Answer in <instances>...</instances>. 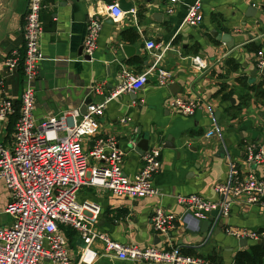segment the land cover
<instances>
[{
  "label": "crops",
  "instance_id": "obj_1",
  "mask_svg": "<svg viewBox=\"0 0 264 264\" xmlns=\"http://www.w3.org/2000/svg\"><path fill=\"white\" fill-rule=\"evenodd\" d=\"M114 1L44 0L40 13L44 59L33 82L34 117L38 121L66 109L80 108L85 100L103 102L118 85L119 63L135 72L151 66L152 59L144 44L147 39L153 40L162 51L159 65L170 72L169 85H176L177 93L172 94L169 85L158 86L155 77L149 76L136 93H121L108 101L98 121L100 134L116 136L124 153L123 171L129 179L142 163V154L135 150L136 144L131 140L136 130L139 128L151 136L150 146L161 145V165L152 179L156 193L151 197L130 198L84 185L77 200L98 205L96 226L113 240L158 248L165 246L164 240L152 229L150 218L153 209L162 206L179 217L172 237L180 251L207 259L216 255L221 264H233L236 252L248 245L239 246L237 239L223 232V227L264 231V208L235 202L228 218H214L210 232L191 234L180 220L186 209L175 197L198 194L208 200H219L215 185L233 182L230 164L243 170L246 145L264 144V96L255 94V89H260L259 83L264 89V68H257L256 52L251 50L254 43L262 44L264 51V0H202L203 18L198 26L184 23L187 7L194 0H178L171 14L166 12L167 0H129L136 10L135 16L126 12L117 21L108 16L107 5ZM27 2L0 0V79L4 81L6 95L17 105L23 88L21 64L8 69L4 59L11 51L23 52L22 25ZM88 14L101 20L91 59L84 58L82 49ZM211 29L229 34L233 46L212 37ZM121 44L135 47L131 57L124 55ZM93 86L99 87V91L91 90ZM177 94L201 99L193 116L170 109L169 98ZM135 95V100L130 99ZM123 117L129 120L122 123ZM15 121L16 115L0 121V140L8 147ZM211 129L215 133L207 137ZM254 169L264 176V163ZM7 200V189L0 179V224L11 221L3 211ZM66 234L76 262L85 244L75 231L66 229ZM91 248L97 252L92 264H134L102 255L100 242H94ZM41 264L51 263L44 260Z\"/></svg>",
  "mask_w": 264,
  "mask_h": 264
},
{
  "label": "built area",
  "instance_id": "obj_2",
  "mask_svg": "<svg viewBox=\"0 0 264 264\" xmlns=\"http://www.w3.org/2000/svg\"><path fill=\"white\" fill-rule=\"evenodd\" d=\"M177 2L167 0L166 12L171 14ZM44 5V0H28L22 25L23 52L11 51L4 59L8 69L21 64L24 77L18 105L6 95L4 81L0 79V121L16 115L10 147L0 140V179L8 193L3 211L11 220L8 224H0V264H41L44 260L51 264H92L97 256L91 248L94 242L101 243L102 255L134 264H212L206 257L185 254L178 249L172 232L179 217L162 206H156L150 218L152 229L164 240L165 246L158 248L113 240L96 226L100 214L98 205L77 200V193L84 185L130 198L151 197L156 193L152 179L161 165V145H151L144 151L140 169L129 179L123 171L124 153L118 147L116 136L100 134L98 119L104 114L108 101L121 93H136L144 87L149 76H154L157 85L164 87L169 85L172 76L159 65L162 58L159 45L147 39L144 46L152 59L147 70L135 72L125 63H119L118 85L103 102H89L85 114H81L79 108H72L37 121L33 82L44 59L40 46L43 33L40 13ZM107 8L108 16L114 21L126 13L116 1ZM128 13L135 16L136 10L131 8ZM202 18V0H194L187 7L184 23L198 26ZM100 29L101 20L88 14L84 55L91 57L93 54ZM256 66L264 68L262 49L256 53ZM91 90L99 91V87L93 86ZM168 104L180 115L193 116L201 99L177 94L169 98ZM128 120V117L120 119L122 123ZM214 133L211 129L206 136ZM90 160L94 161L93 165L89 164ZM261 163H264V144L249 143L245 147L244 169L231 163L233 182L215 185L219 200H208L198 194L176 195L175 198L201 219H208L213 210L219 218H228L235 202L264 208V176L254 169ZM66 229L75 231L85 244L76 262H73ZM223 232L237 240L264 239V231L230 225H225Z\"/></svg>",
  "mask_w": 264,
  "mask_h": 264
},
{
  "label": "water",
  "instance_id": "obj_3",
  "mask_svg": "<svg viewBox=\"0 0 264 264\" xmlns=\"http://www.w3.org/2000/svg\"><path fill=\"white\" fill-rule=\"evenodd\" d=\"M117 2L119 5V8L121 10H123L124 12H128L133 7V3L129 0H118ZM250 8H253V7L250 6ZM109 20L111 21V19H109ZM210 35L212 37H214L216 40L224 42L228 47L233 46V43H234L233 38L227 33H221L217 29H211ZM120 49L127 58L131 57V55H133V53L135 51V47H133L130 44H121ZM84 58L85 59H91V57L88 55H84ZM175 87H176V85H174V84H170L168 86V88L171 90L172 94L177 93V90L175 91V89H174ZM130 99L135 100L136 95L134 97H131ZM89 102H90L89 100H85L83 102V104L80 106L79 110H80L81 114L86 113V105ZM151 133H153V130H151ZM131 140L136 144L135 150L138 153L143 154L144 151H146L150 146L151 136L149 134L144 133V132L142 133L141 129L138 128L136 130V132L131 136ZM219 152H220L221 156L224 154L222 147L219 148ZM210 215L211 216L208 219H201V218L196 217L191 211L186 210L184 212V214L181 216L180 220L182 222L183 227L189 233H191V234L206 233V232L211 231V229L213 227V220L217 215V211L213 210ZM237 243L241 247L251 244V242L246 240V239H240V240H238ZM254 243L260 244L262 247H264V239L261 241H255Z\"/></svg>",
  "mask_w": 264,
  "mask_h": 264
},
{
  "label": "trees",
  "instance_id": "obj_4",
  "mask_svg": "<svg viewBox=\"0 0 264 264\" xmlns=\"http://www.w3.org/2000/svg\"><path fill=\"white\" fill-rule=\"evenodd\" d=\"M111 1L114 0H110V2ZM262 48H263L262 44L252 43L251 50H254L256 53ZM262 85H263L262 83H259L258 87L260 89H255L256 95L264 96V89H261ZM182 253L191 254L189 252H182ZM208 260L212 264H221V260L218 259L216 255L208 256ZM233 262L235 264H264V247H262L260 244L251 242V244L248 245L245 249H241L236 252V254L234 255Z\"/></svg>",
  "mask_w": 264,
  "mask_h": 264
},
{
  "label": "rangeland",
  "instance_id": "obj_5",
  "mask_svg": "<svg viewBox=\"0 0 264 264\" xmlns=\"http://www.w3.org/2000/svg\"><path fill=\"white\" fill-rule=\"evenodd\" d=\"M77 234V233H76ZM78 235V234H77ZM79 236V235H78ZM68 242H69V245H70V241H69V238H68ZM201 256V255H200ZM204 257V256H203Z\"/></svg>",
  "mask_w": 264,
  "mask_h": 264
}]
</instances>
